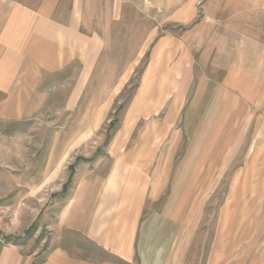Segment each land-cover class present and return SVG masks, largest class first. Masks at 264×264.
I'll return each instance as SVG.
<instances>
[{"label": "rangeland", "instance_id": "374dc122", "mask_svg": "<svg viewBox=\"0 0 264 264\" xmlns=\"http://www.w3.org/2000/svg\"><path fill=\"white\" fill-rule=\"evenodd\" d=\"M2 1L0 264H264V0Z\"/></svg>", "mask_w": 264, "mask_h": 264}, {"label": "crops", "instance_id": "0c3cea01", "mask_svg": "<svg viewBox=\"0 0 264 264\" xmlns=\"http://www.w3.org/2000/svg\"><path fill=\"white\" fill-rule=\"evenodd\" d=\"M16 5L17 6L15 7L14 3L6 4L0 0V56H4L6 59L7 57L11 58L14 49L19 48L22 44H24V42L28 44L31 37H39V34H42L45 29H47L45 19H41L43 16V14H41L42 10L44 12L46 11V6L44 4L41 10L35 11H31L29 8L20 4ZM44 15L46 16V12ZM28 18H30L32 22L28 20ZM36 18L38 20L35 21ZM23 26H28L27 32L26 30L23 32L24 35L22 30H20L23 29ZM40 26L42 29H39ZM37 28L38 31H36V33H31V30ZM9 37H19L17 41L20 42V44L18 46H14V43L10 42L8 39ZM7 66L11 67L12 64H7L6 67ZM6 81L7 71L5 73V78L2 79L1 83H5ZM5 87L7 88L8 86L5 85ZM73 257L74 255L71 253L58 249V251L55 252L54 257H48L44 264H92Z\"/></svg>", "mask_w": 264, "mask_h": 264}]
</instances>
